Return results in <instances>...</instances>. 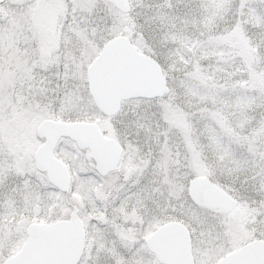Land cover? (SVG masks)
Returning a JSON list of instances; mask_svg holds the SVG:
<instances>
[{"label":"snow or ice","instance_id":"snow-or-ice-1","mask_svg":"<svg viewBox=\"0 0 264 264\" xmlns=\"http://www.w3.org/2000/svg\"><path fill=\"white\" fill-rule=\"evenodd\" d=\"M0 264H264V0H0Z\"/></svg>","mask_w":264,"mask_h":264}]
</instances>
